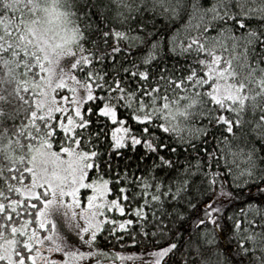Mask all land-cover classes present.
I'll use <instances>...</instances> for the list:
<instances>
[{
    "label": "snow or ice",
    "instance_id": "1",
    "mask_svg": "<svg viewBox=\"0 0 264 264\" xmlns=\"http://www.w3.org/2000/svg\"><path fill=\"white\" fill-rule=\"evenodd\" d=\"M125 235L264 264V0H0V264Z\"/></svg>",
    "mask_w": 264,
    "mask_h": 264
},
{
    "label": "trees",
    "instance_id": "2",
    "mask_svg": "<svg viewBox=\"0 0 264 264\" xmlns=\"http://www.w3.org/2000/svg\"><path fill=\"white\" fill-rule=\"evenodd\" d=\"M208 148L211 149L212 145L209 144ZM129 155H131V154L129 153ZM132 163L133 164L135 163V157H132ZM130 167H131V165H130ZM255 194H256V192L253 189L252 195H255ZM113 217L115 219H121L122 218L120 216V214H116V213H113ZM115 235L119 236V235H121V233L119 231H117V233ZM137 239L139 240V237H137ZM225 243H227V239L225 240ZM120 245H123V247H120ZM101 246L104 248H107V249H115L117 251L136 252L138 254L142 253V256L140 259L135 260V261H131V262L125 261V264H148V261H149L148 257H150L148 254L151 251V248L147 245V243H137L135 245H132L131 243H129V236L128 235H125L124 239L122 241H117L115 239V236H114L112 238L111 243H108L102 239L101 240ZM145 256H147V257H145ZM145 258H148V259H145Z\"/></svg>",
    "mask_w": 264,
    "mask_h": 264
},
{
    "label": "rangeland",
    "instance_id": "3",
    "mask_svg": "<svg viewBox=\"0 0 264 264\" xmlns=\"http://www.w3.org/2000/svg\"><path fill=\"white\" fill-rule=\"evenodd\" d=\"M65 233L68 234V235H71L73 238H75V233H67V230L65 229ZM149 255V254H148ZM54 256L57 258V259H61L62 258V254L60 253H55ZM147 257V256H145ZM150 259V257H148ZM148 258H145V259H148ZM148 259V260H149ZM85 264H87V262H85Z\"/></svg>",
    "mask_w": 264,
    "mask_h": 264
}]
</instances>
